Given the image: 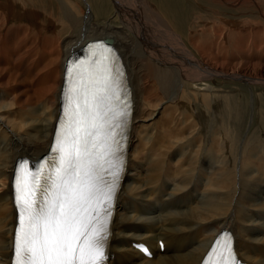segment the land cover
I'll list each match as a JSON object with an SVG mask.
<instances>
[{"label":"bare ground","instance_id":"6f19581e","mask_svg":"<svg viewBox=\"0 0 264 264\" xmlns=\"http://www.w3.org/2000/svg\"><path fill=\"white\" fill-rule=\"evenodd\" d=\"M41 1L0 0V264L9 262L16 220L13 170L20 159L37 160L49 151L67 61L94 40H109L107 44L118 50L134 96L125 181L115 216H102L103 224L112 228L110 264H199L223 231L234 234L241 259L264 264V138L236 146L230 136L239 109L230 107V96L216 95L207 83L229 75L247 84L264 83V52L263 63L252 65L250 59L258 53L249 48L248 58L246 46L250 32L264 34V21L227 20L209 5L188 17L192 20L185 37L173 21L174 17L181 21L180 0H161V7L156 0H111L123 26H105L99 32L102 38L94 39L90 31L98 33L94 23L98 13L90 4L84 19L79 18L77 4L59 2L69 8L58 21L54 14L38 11L35 5ZM193 2V8L212 3L239 6L240 13L264 10V0ZM109 35L113 37L103 39ZM250 46L264 48V38ZM106 57L108 61L98 63L114 70L116 56ZM115 71L112 76L117 80L120 74ZM82 75L76 72L73 82ZM216 97L220 117L222 106L228 111L226 122L214 130L209 119ZM166 115L168 123L162 120ZM186 115L194 123L189 132L191 121L185 120ZM204 126L211 143L204 137ZM224 222L230 223L221 228ZM239 239L246 240L245 250H239ZM158 240L166 243L164 253L157 252ZM138 241L152 247L153 260L133 249L132 243Z\"/></svg>","mask_w":264,"mask_h":264},{"label":"snow or ice","instance_id":"6c2138e0","mask_svg":"<svg viewBox=\"0 0 264 264\" xmlns=\"http://www.w3.org/2000/svg\"><path fill=\"white\" fill-rule=\"evenodd\" d=\"M104 102V88L90 97L85 93L82 107L77 99L68 136L59 149V166L44 183L42 174L28 172L20 181L23 219L16 235L17 264H98L103 259L102 229L89 231L87 212L98 191Z\"/></svg>","mask_w":264,"mask_h":264},{"label":"rangeland","instance_id":"374dc122","mask_svg":"<svg viewBox=\"0 0 264 264\" xmlns=\"http://www.w3.org/2000/svg\"><path fill=\"white\" fill-rule=\"evenodd\" d=\"M62 1L63 0H47V1L42 0L41 2L37 3L35 6H36V8H38V11L40 13L43 14V12H45V10H46V13L54 14V19H56V20L59 19L58 21H60L61 18L65 17L63 14L64 8H65L66 12L68 11L67 8H69L67 5L59 4V2L61 3ZM70 1H72V3H74V4H77L76 10L81 11V13L79 14V18H82L84 15L87 16V8H88L87 3L91 5L92 9L94 10L95 15L97 13L99 14V15L97 14L95 16L96 18H94V23L97 24V26H99L98 33L95 30L90 31V35L94 39L102 38V35L99 32L105 31L106 30L105 26H113V27H117V28H119V27L122 28V26H123L119 22L120 20L118 19L115 8L113 9V7H112L111 0H70ZM156 3L160 6L161 0H156ZM179 3H180V7L182 9L181 15L179 16V19H181V21L178 20L177 17H174L173 21H174V25L176 23H178V25H177L178 31H179V33H181V30H183L182 33L185 37L188 34L187 28L191 24V20H192V19L188 20V17L189 18H191L192 16L194 17V14L196 12H199V10L205 11L204 7H207L209 5L211 8L215 9L217 12L219 11V13H220L219 15L223 16L227 20L228 19L229 20L230 19L231 20H237V19L241 18V20H252L253 22H257V23L258 22L263 23V21H264V10H263V8L261 9V8L257 7V9L256 8H251V9H247V10L243 9L240 13L238 11V9L240 7L235 6V5H226L225 4V6L221 7V6H217V5H214L211 3V4H207V5H201V6L199 5L197 8H193L191 6V3H193L194 7H195V3L193 2V0H188V2H187V0H180ZM233 6H234V8H233ZM96 11H97V13H96ZM164 12H167V11H164ZM98 16H100V17H98ZM218 17L219 16H217V17L215 16L216 19ZM242 18H244V19H242ZM253 19H255V20H253ZM195 22H198V20L195 19ZM83 27H87V23L84 22ZM75 33L78 34L79 31L76 30ZM65 35H67V34H65ZM65 35H64V37H65ZM255 35H257V34H252L250 32V34H249L250 38H248V39H251V40L249 41V43L246 42L247 43L246 44L247 52H248L247 57L249 58L251 51L257 52L258 57L250 59V64L259 65V64L263 63L262 54L264 52V48H261V49L258 48L256 50H254L251 48L250 42H254V43H256V45H258V41L260 42L261 38H264V36H263L264 34L260 33L257 35V37H255ZM106 37H113V36H110V35L105 36L103 39H105ZM249 48L251 51L249 50ZM75 52H77V51H74V53ZM228 52L229 51H227V54L231 56L232 54H230V52L229 53ZM249 52H250V54H249ZM259 55H260V57H259ZM241 62L245 63V60H244V62H243V60H239L238 63H241ZM238 63H236V64H238ZM207 83L210 86H212V88L216 92V95L223 96L225 94L224 96H230V99H229L230 100L229 101L230 107L234 108L235 106H237V108L239 109V116H238V114H236L237 115L236 117L239 118L240 122L238 121V123H235L236 125L233 123V126L231 129H236V130L233 132V136H230L231 140H232V138L235 139L234 143L236 146L243 144L244 142H246V140H249V139H250L249 142L251 145L257 144L259 139L264 138V83L263 84L262 83H255L254 85L251 83L247 84V82H244L241 80H234L232 77H230V75H229V79L216 77V78H214V80H210ZM217 91H219V92H217ZM217 97L213 99L214 101H213L212 106H211L213 113H212L211 118L209 119L211 121L210 124L208 121L210 128H213L214 130L221 128V126H222L221 122H223V123H224V121L226 122V114H224V113H227V111H228L227 109H225V106H222L221 107L222 111L221 110L220 111L223 113V115H222V117H220L218 106L215 105V104H218V103H216V102H218ZM231 102H232V104H231ZM197 107H198L199 111L200 110L202 111V107H200L199 105H197ZM261 109L263 110V113L261 115H259V112ZM215 110H216V112H215ZM215 115L216 116L218 115V116L216 117ZM236 117H233V118L236 119ZM7 118L12 119L11 115H9V116L4 115V119H7ZM162 120L165 123L170 122L167 115ZM185 120L191 121V124L188 126L191 128L187 131V132H189L194 128V123L192 122V119L190 118L189 115H186ZM231 125H232V123H231ZM132 127H133V124H132ZM203 131H204V137L209 139L208 143H211L210 142L211 139L206 133L207 128L205 126H204ZM236 136H238V138H236ZM259 136H261V137H259ZM201 143L202 142L199 141V145ZM238 154L239 155L241 154V151L239 149H238ZM207 160H208V156H205L204 161H207ZM204 170H207L206 164H205ZM165 179L168 182H172V181H169L166 177H165ZM228 223H230V222H224L222 224L221 228L225 224H228ZM234 226H235L236 230H239V226L237 224ZM245 244H246V240L241 241V239H239L238 240L239 250L244 249ZM260 254H262L261 251H260ZM251 257L255 260H260V261L263 260V259H259V258L255 257V256H251Z\"/></svg>","mask_w":264,"mask_h":264}]
</instances>
